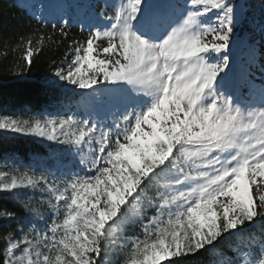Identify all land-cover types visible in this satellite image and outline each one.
<instances>
[{
  "label": "snow or ice",
  "instance_id": "6c2138e0",
  "mask_svg": "<svg viewBox=\"0 0 264 264\" xmlns=\"http://www.w3.org/2000/svg\"><path fill=\"white\" fill-rule=\"evenodd\" d=\"M26 7L0 58L20 76L62 49L51 76L80 92L0 114L71 157L0 167L19 205L0 209V264H264V20L257 40L236 34L238 0H87V20L55 22Z\"/></svg>",
  "mask_w": 264,
  "mask_h": 264
},
{
  "label": "trees",
  "instance_id": "16d2710c",
  "mask_svg": "<svg viewBox=\"0 0 264 264\" xmlns=\"http://www.w3.org/2000/svg\"><path fill=\"white\" fill-rule=\"evenodd\" d=\"M59 1L65 3L66 0H55L54 3L52 0H33L32 3L43 4L44 15L53 22L63 15L73 20H87L85 14H79L80 9H76L81 5L86 10L87 0H70L69 6L62 12L56 8ZM238 2L244 8L246 17L236 28L237 36L253 35L259 40V24L264 20V5L261 4V0ZM30 11L31 9L22 6L21 0H0V12L4 13L0 15V43L7 37H12L14 41L15 34L29 23ZM71 33L73 36L79 35V26H74ZM62 51L61 49L59 52H52L46 49L42 55L34 58L31 71L20 76L13 75L10 71L14 59L11 54L7 58H0V114H15L24 112L27 108L35 114L50 115L61 113L66 106H75L79 100L80 90L65 87L54 81L48 67L50 59L60 57ZM242 56L240 47H235L231 55L230 75L242 70ZM236 60L237 68L233 66ZM56 159L64 163L71 162V157L62 147L52 142L22 134L0 132V167L3 165L11 167L16 164L40 167ZM4 208L18 210L19 205L11 194L0 193V209ZM3 230L0 228V232Z\"/></svg>",
  "mask_w": 264,
  "mask_h": 264
},
{
  "label": "rangeland",
  "instance_id": "374dc122",
  "mask_svg": "<svg viewBox=\"0 0 264 264\" xmlns=\"http://www.w3.org/2000/svg\"><path fill=\"white\" fill-rule=\"evenodd\" d=\"M53 1V3L55 2V0H52ZM29 1H27V3H28ZM70 2V0H66L65 1V3L64 2H59L58 4H57V10L59 11V12H62L63 10H66V6H69V3ZM26 2H25V4H27ZM74 7H76V6H74ZM76 9H81V12L84 10L83 9V6H81V5H79ZM81 12H80V14H81ZM86 14H89L88 12H87V10H86ZM85 16V18H87L88 19V17H89V15H84ZM56 114H58L57 112L56 113H53V114H50V115H56Z\"/></svg>",
  "mask_w": 264,
  "mask_h": 264
}]
</instances>
